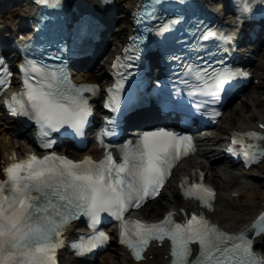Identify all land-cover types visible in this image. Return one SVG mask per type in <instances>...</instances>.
<instances>
[{"label": "snow or ice", "instance_id": "obj_1", "mask_svg": "<svg viewBox=\"0 0 264 264\" xmlns=\"http://www.w3.org/2000/svg\"><path fill=\"white\" fill-rule=\"evenodd\" d=\"M244 6L248 7L247 2ZM180 19L179 15L162 17L152 30L164 34ZM235 34V31L225 34L207 27L202 36L229 41ZM139 39L143 37H137ZM3 64L4 57L0 56V65ZM21 67L25 72L24 85L19 92L6 98L10 109L36 121L42 136L48 135L46 129L62 124L71 125L79 133L91 112L82 93L85 89L95 92L99 85L72 84L62 70L31 59ZM187 69L201 84L192 91L209 93L214 99H219L234 77L246 75L227 65L201 68L188 64ZM0 73V85L6 87L11 73L6 65L0 67ZM29 73L35 75L29 79ZM123 84L121 78L108 89L107 106L119 103ZM237 135L240 139L237 141L234 135L233 143L239 142L246 159L264 156V146L243 139L244 136L258 139L264 134L249 131ZM53 142L46 140L45 147ZM191 150L193 142L187 134L157 128L145 131L135 143L129 140L121 145L122 158L119 160L111 151L101 160L91 156L75 160L56 152L45 156L33 153L25 160L13 156L3 169L6 178L0 179V264H57V249L64 243L62 233L80 213L90 217L95 231L76 242L74 247L81 253L88 252L108 240L107 232L96 229L101 213L105 212L121 221V241L132 249L137 259L142 258L152 238L163 242L169 237L171 264H264V257L255 254L254 241L246 234L249 231L264 234V212L248 229L235 233L223 230L197 212L190 216L185 214L186 218L181 220L175 219L173 212L158 221L125 219L124 213L130 207H139L149 196L158 194L175 160ZM232 150L229 146V151ZM184 192L186 196L199 198L210 208L213 206L215 190L202 182L188 184Z\"/></svg>", "mask_w": 264, "mask_h": 264}, {"label": "bare ground", "instance_id": "obj_2", "mask_svg": "<svg viewBox=\"0 0 264 264\" xmlns=\"http://www.w3.org/2000/svg\"><path fill=\"white\" fill-rule=\"evenodd\" d=\"M88 3L91 0H86ZM124 7H129L133 3L134 0H118ZM23 4V3H22ZM20 16L23 14L20 11L16 14ZM107 14H111L107 12ZM111 16V15H110ZM126 14L119 13L116 17L122 19V23H119L116 28V36L119 37L125 33L127 30L126 24H124L126 19ZM111 18V17H110ZM118 40V38H116ZM112 48V46L110 47ZM108 48V49H110ZM108 50H106L102 55H100L97 60L93 63L91 70L86 71L85 73L81 72L79 76V80L85 81H98L99 77L104 74L105 66L102 65L99 59H102L104 55H106ZM257 59L252 62V66L254 69V78H257V82H252L250 90L248 93H243L240 99V103L242 104V108L232 107L230 109L231 116H226L227 127H221L219 124L217 129L219 131L215 132L214 135L207 138V141H216L220 140L222 135L226 133L231 128H242L251 126L252 123L257 127L259 121L264 122V102L260 98L261 94H264V51L263 46L259 48ZM101 69V70H100ZM95 70H98L95 72ZM83 74V77H82ZM247 87L245 88V90ZM244 90V91H245ZM248 90V89H247ZM246 90V91H247ZM245 96V98H243ZM248 100H250L248 102ZM243 107L245 111H243ZM225 116V115H224ZM232 117V118H231ZM137 119H141L142 116L139 114ZM1 120V118H0ZM1 123V121H0ZM0 131L3 134L9 135V130L6 126H1ZM22 139L18 140V150L15 148V145L10 143L8 151L7 146L2 144V149L0 152V176H1V168L7 162L8 155L12 154L13 151L20 155H25L27 151L31 150L29 146V138L26 135L22 136ZM9 145V143H8ZM13 146V147H12ZM214 151V150H212ZM86 152H97L95 149V145L91 146ZM101 153V152H100ZM216 154V152H215ZM82 155L81 153H76V156L79 157ZM209 162V165L207 164ZM215 166V162H211L209 157L205 152H200L196 157H191L186 160L180 169L189 170L192 167H200L207 171V178L209 181L214 183L218 188V195L215 201V208L211 212L210 215L215 219L217 223H219L222 227L226 229H236L243 224L247 223L250 217L255 213L261 206V202L264 200V181L260 184H255V186L248 185L246 181L249 177L252 176L251 169L248 171H236L229 167H222L217 169ZM262 171H264V165L260 167ZM246 183V185H245ZM239 185H245L244 188H239ZM164 196L163 200H159L158 198L153 200L149 205H146L140 213L144 216L150 217H159L164 211L170 209H177L178 207H184L189 203H186L181 199L179 195V186L176 185V182L169 184L166 189H163ZM233 192H238L239 196L234 198L232 196ZM244 194L245 198L239 199L240 195ZM260 242L261 237L257 238ZM108 249H112V252L108 253V255L104 256L103 262L108 264L115 263L114 256L120 254L121 263L120 264H162L165 261V254L167 250L164 249L163 246H155L153 248L148 249L145 253L146 261H132L129 255L126 253L124 248L121 246L110 245ZM116 249V251L114 250ZM121 251H117V250ZM107 251V250H106ZM116 252V253H115ZM152 255V257H149ZM63 264H73L71 261V256L67 255Z\"/></svg>", "mask_w": 264, "mask_h": 264}, {"label": "rangeland", "instance_id": "obj_3", "mask_svg": "<svg viewBox=\"0 0 264 264\" xmlns=\"http://www.w3.org/2000/svg\"><path fill=\"white\" fill-rule=\"evenodd\" d=\"M3 6H5V8L3 9V11H1V12H3V14H4V24H3V26L5 27V28H8V27H10L11 26V24H12V19H15V16H16V14L20 11V2L18 1V0H5L4 1V4H3ZM122 6L119 4H117V11H119L120 10V8H121ZM120 12V11H119ZM117 14H118V12L116 13V15L115 16H117ZM116 21H118L119 23L122 21V19H119V20H116ZM116 26L115 25H113V29H114V31L113 32H115V34H116ZM114 33H113V35H112V37H114V35H115ZM107 36L108 37H110V35L109 34H107ZM116 36V35H115ZM111 38V37H110ZM113 41H114V39L112 40V42L111 43H109V45L111 44L112 45V43H113ZM263 51H264V49H263ZM104 58V57H103ZM103 58L102 59H99L100 60V62H103ZM103 64V63H102ZM101 70V69H100ZM98 71V70H97ZM250 87H251V85H249L248 87H247V91L245 90V94L246 93H248V91L250 90ZM243 98H245V96H243ZM260 98L262 99V102H264V94H261V96H260ZM250 100H248V102H249ZM234 106L235 107H237V108H242V104L240 103V99L239 100H237V102L234 104ZM233 106V107H234ZM232 108V107H231ZM231 108H228L226 111H225V113H224V115H223V117L220 119V122H219V124L221 125V127H227V124L228 123H226V119H225V117L226 116H228L230 113V109ZM243 111H245V108L243 107ZM229 116H231V115H229ZM228 116V117H229ZM232 118V117H231ZM1 126H3V125H0V127ZM1 130V129H0ZM219 130V129H218ZM8 143H9V145H8ZM10 143L12 144V145H15V148L18 150V139H13V138H11V137H9V135H7V134H3V132L2 131H0V152H1V149H2V144H4V145H6L7 146V149H8V151H10L9 150V148H10ZM13 147V146H12ZM209 155H210V153H209ZM223 164H218L217 166H215L217 169L220 167V166H222ZM264 165V160H263V162L261 163V166H263ZM252 172V176L251 177H249V179L246 181V183L248 184V185H251V186H255V184H260L262 181H263V176H264V172L262 171V170H260L259 168L257 169V168H253L252 170H251ZM246 183H245V185H246ZM245 185H239L240 187L239 188H244V190H245ZM166 192V191H165ZM164 191H163V194H161V196L158 198L159 200H163L162 199V197L164 196V193H165ZM238 197V196H237ZM245 198V195L244 194H241L240 195V197H239V199H244ZM115 251H116V249H114ZM110 252H112V249L110 250H108L107 252H105V253H103L101 256H99V258L95 261V262H93V263H89V264H108V263H104L103 262V259H101V258H103L104 256H106V255H108V253H110ZM116 253V252H115ZM114 259H115V263H113V264H120L122 261H121V258H120V254H118L117 253V255L116 256H114ZM75 264H77V263H75ZM79 264H84V263H79Z\"/></svg>", "mask_w": 264, "mask_h": 264}]
</instances>
